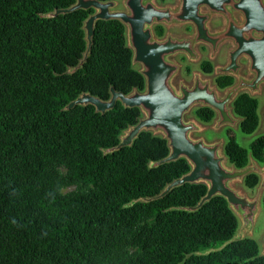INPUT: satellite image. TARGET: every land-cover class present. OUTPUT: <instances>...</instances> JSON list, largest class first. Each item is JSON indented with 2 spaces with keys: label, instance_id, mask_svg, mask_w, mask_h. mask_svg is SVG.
I'll list each match as a JSON object with an SVG mask.
<instances>
[{
  "label": "trees",
  "instance_id": "trees-1",
  "mask_svg": "<svg viewBox=\"0 0 264 264\" xmlns=\"http://www.w3.org/2000/svg\"><path fill=\"white\" fill-rule=\"evenodd\" d=\"M74 3L0 0V264H264L255 241L231 242L239 224L224 199L196 212L178 210L195 208L204 185L143 203L190 171L183 159L149 169L169 155L162 137L142 133L130 148L103 155L138 123L139 110L117 104L103 116L91 107L63 111L81 94L108 101L110 88L123 95L145 89L116 21L97 23L83 68L68 74L86 51L83 23L93 12L46 16ZM200 70L210 74L212 67L203 62ZM231 84L217 81L221 89ZM233 110L240 132L253 134L256 100L241 95ZM194 116L209 124L214 113L199 109ZM225 138L228 162L245 168L248 156L235 133L226 130ZM250 155L264 163V136L250 144ZM77 184L90 189L62 194ZM244 184L253 189L258 178Z\"/></svg>",
  "mask_w": 264,
  "mask_h": 264
},
{
  "label": "water",
  "instance_id": "water-1",
  "mask_svg": "<svg viewBox=\"0 0 264 264\" xmlns=\"http://www.w3.org/2000/svg\"><path fill=\"white\" fill-rule=\"evenodd\" d=\"M75 3L68 9L56 10L46 16L55 18L74 12H93L83 23L86 51L78 66L70 69L68 74H74L81 70L90 54L95 27L99 22L116 21L125 28V37L128 49L132 53V66H140L138 73L145 82L144 92L134 90L128 95H123L110 88V99L101 101L90 94H81L70 102L64 112H70L76 107L94 109L96 115H105L120 104L124 109H137L142 118L135 126L129 127L119 139V144L111 149L103 150V155H112L123 149L130 148L142 133H151L160 136L167 142L169 155L164 160L151 163L149 169L185 160L190 171L186 175L172 181L156 197L144 199L148 204L162 200L174 190L185 185H204L206 195L195 208L178 209L184 212H196L204 204L215 197L224 199L241 222V228L231 242L242 240L244 231L251 232L254 228L257 216L260 212V198L264 190V178L253 200L235 189V185L241 184L250 174L264 175V170H258L255 164L244 170L234 167L227 168V159L223 153V142L207 143L203 138H193L203 132L202 127L193 120H186L195 109H210L215 114V131L223 128L235 130L240 120L235 118L232 104L236 97L248 90L251 95L259 93V85L263 83L256 69L254 81L239 78L238 83L223 94H219L215 86L208 79L199 75L193 76L190 86L183 82L175 83L180 67L172 58L177 54H184L189 61L197 63L199 55L196 47L205 44L211 49L213 57L216 47L224 41L218 33H210L208 29L209 19L215 15V0H177L178 5L174 9H160L154 5L155 0H123L124 10H117V2H99L97 0H74ZM201 7H207L209 14H199ZM184 8V13H183ZM175 15V19L172 17ZM192 24L195 33L192 38H175L167 36L164 40H156L152 27L162 24L167 28L183 24ZM223 39V40H220ZM245 47V46H244ZM234 56V57H233ZM261 54H256L255 59ZM230 54L228 68L216 70V74H236L238 67ZM234 66L233 70L230 68ZM259 134H264L263 128ZM131 203L129 206H132ZM264 256V251L260 254Z\"/></svg>",
  "mask_w": 264,
  "mask_h": 264
},
{
  "label": "flooded vegetation",
  "instance_id": "flooded-vegetation-1",
  "mask_svg": "<svg viewBox=\"0 0 264 264\" xmlns=\"http://www.w3.org/2000/svg\"><path fill=\"white\" fill-rule=\"evenodd\" d=\"M166 1L167 0H155L154 5L160 9H165V8L174 9L178 5L177 0H170L171 2H168V3ZM214 11L216 13L214 16H212L209 19L207 26H208L210 33L223 34V35H220L219 38L222 37L224 39V41H222L216 47L213 57L211 56L212 51H211L209 46H207L205 44L197 45L196 51H197V54L199 55V61L197 62V64H199V66H198L199 72H201L204 75L209 76L210 78L212 77L211 78L212 81L210 80L212 82V85L216 87L217 92L219 94H223L227 89H230L233 86H235L238 83L239 78H244V79H247L248 81H254L255 72H252L253 68L256 69V71L260 74L261 78L264 76V0H215ZM198 12L200 15L205 16L206 14H209L210 11H209V9H207V7H201ZM183 13H184V8H183ZM172 17L175 19V15H172ZM215 21L217 22L218 26L214 28L212 26V24ZM185 27L190 28V30H191L190 34L179 35V34H175L172 32L175 30L184 29ZM152 32H153L155 39L159 40V41L164 40L167 36L183 39V38H192L194 36V33H195V28L192 24H189V23L179 25V26L175 25V26H172L170 28H167L166 26L159 24V25H154L152 27ZM223 39H220V40H223ZM201 49H204L207 52L208 60L201 61ZM222 51H224V54H225L224 63H218L217 62V64L214 65L213 63L218 60ZM230 54L236 55V58H232V61L235 62V67H238L236 74H233V73L232 74H230V73L216 74V70H218V69L223 70V69L228 68V66L230 64ZM256 54H261L260 58L255 59ZM183 59H186V61H188L189 63L196 64V63L189 61L188 58L184 54L175 55L172 58V60L177 65H179V67H180L178 77H179L181 70H182V65L180 64V60H183ZM203 62L210 63V65L212 67V72L210 74H205L200 70V65ZM233 69H234V66H232L230 68V70H233ZM185 75H189V70L187 68L185 69ZM197 75H199L201 78H203L200 74H197ZM193 76H192L191 83L193 81ZM221 78L230 79L232 81V84L229 87L224 88V89L219 88L217 85V81ZM203 79H206V78H203ZM179 82H183V81H178V82L175 81L176 84H178ZM183 83H185V82H183ZM186 85H188V84H186ZM190 85H188V86H190ZM259 86H260L259 87V93L255 94V95H251L250 92L248 90H246V91L241 92L236 97V99H237L241 95H247L249 98H252V99L256 100V102H257V115L259 118V125H258L257 130L253 134L246 135V136H254L251 143L257 137L264 136V134H261V135L259 134V132L263 128V124H264V122H263L260 125V123H261L260 118H261V115H264V109L259 110L260 106H259V101L257 100L258 97L262 96L264 93V79H263V83H261ZM235 100H234V102H235ZM234 102H233V104H234ZM233 104H232L233 115L235 118L239 119L240 123H241V119L239 117H237L234 113ZM196 110H199V109L193 110V112H192L193 115H194V112ZM214 120H215V114H214V118H213L212 122H214ZM239 128H240V124H239L238 128L235 130H239V132H240ZM223 129H225V133H226V130H231L232 132L235 131V130H232L230 128H223ZM236 141H237V138H236ZM250 144H249V156H248V153L245 151L247 153V156H248L247 166L245 168L237 169V170H244L246 168L251 167L252 164H255L257 162L250 155ZM224 145H225V143H223V153L222 154L225 156ZM225 158L227 159V164L230 165V167H227V164H226V167L227 168L234 167L233 165H231L228 162V158L226 156H225ZM251 160H253L254 162H252ZM249 163H250V165H249ZM259 163H261V162H259ZM262 164H264V163H262ZM255 166L258 170H264V169H259L256 164H255ZM250 175H255L258 178V184L253 189H248L247 187H245V184H244L245 179L247 177H249ZM250 175H248L243 180V182L241 184H238V185H242L245 189H247L249 191L256 190L255 195H254V197H255L258 189L261 186L264 175L260 176L256 173H253ZM241 194H242V192H241ZM243 195H245V194H243ZM263 196H264V190H263V192L261 194V198H260V207H262V208H263V206H262ZM254 197L252 199H249L248 197L247 198L249 200H253ZM239 223H241V222L238 220V224ZM239 228H241V227H239ZM247 239H249V238H247ZM262 252H260V254Z\"/></svg>",
  "mask_w": 264,
  "mask_h": 264
},
{
  "label": "rangeland",
  "instance_id": "rangeland-1",
  "mask_svg": "<svg viewBox=\"0 0 264 264\" xmlns=\"http://www.w3.org/2000/svg\"><path fill=\"white\" fill-rule=\"evenodd\" d=\"M122 2H123V0L117 1V10H119V11L124 10ZM166 2L168 3L171 1L167 0ZM212 26L214 28L217 27L218 26L217 22L215 21L212 24ZM172 32L175 34H179V35H188L191 33V30H190V28L185 27L184 29L175 30ZM224 56H225L224 51H222L218 60L215 61L213 64L215 65V64H217V62L218 63H224ZM203 60H208V55L204 49H201V61H203ZM180 64L182 65V70H181V73H180L179 77L177 78L176 82L183 81L186 84L190 85L191 80H192V76L194 74H200L203 78H206L209 80H211V78H212V77L210 78L209 76L204 75L201 72H199V69H198L199 64H197V63L192 64V63H189L188 61H186V59H183V60H180ZM134 68L137 70H140V66H138V65L134 66ZM186 68L189 70V75H185V69ZM257 100L259 101V106H260L259 110H263L264 109V93L262 96L258 97ZM186 120L196 121L197 123H199V125L203 129V132L201 134H196L193 136V138H203L207 143H213V142H218V141H223V143H225V129L215 131L213 129L214 122H212L210 124H203V123L197 121L195 116L192 113L186 117ZM260 121H261V123H260V125H261L264 122V115H261ZM234 132L236 134L238 144L240 145L241 148H243L248 153V156H249V144L253 140L254 136L243 135L239 132V130H235ZM251 161L254 162L253 160H251ZM255 164L257 165V167L259 169H264V164L259 163V162H256ZM249 165H250V163H249ZM227 167H230V165L227 164ZM59 171H60L61 175H63V176L66 175V170L64 168H60ZM235 188L237 190L241 191L242 194L247 195V197L249 199H252L255 195V192H256V190L249 191V190L245 189L242 185H235ZM89 189H90V187H88V186H85L83 184H77V185L70 186L67 188H62L61 192H62V194H67V193H71V192H75V191H87ZM239 227H241V223H239ZM243 237L254 240L257 243L260 252H262L264 250V210L262 207H260V212H259V215L257 217V220H256V223H255L253 230L251 232L244 231ZM130 252H132V250H130Z\"/></svg>",
  "mask_w": 264,
  "mask_h": 264
}]
</instances>
